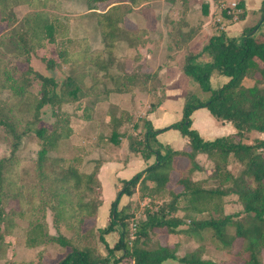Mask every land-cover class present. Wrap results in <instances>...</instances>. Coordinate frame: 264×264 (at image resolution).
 <instances>
[{"label": "trees", "instance_id": "trees-1", "mask_svg": "<svg viewBox=\"0 0 264 264\" xmlns=\"http://www.w3.org/2000/svg\"><path fill=\"white\" fill-rule=\"evenodd\" d=\"M152 1L86 0L88 8L81 15L96 14L104 45L92 49L87 39L89 31H84V35L75 32L72 19L69 21L60 13V0H0V22L5 24L0 34V127L11 143L10 154L0 157V243L13 234L17 217L28 214L35 237L43 243L54 241L62 248L63 256L49 264H163L170 259L185 264H224L206 257L203 243L180 254L179 241L168 244L159 238L161 233H185L199 240L201 232L209 228L226 246L236 239L246 242L244 251L238 252L241 261L234 264H264V138L242 140L252 130L264 132V1L258 22L246 26L239 36L230 35L221 27L233 23L231 12L223 9L222 14L229 20L215 24L207 42L193 51L190 42L201 26L188 30L184 26L194 0H168L181 3L180 16L170 20L168 34L177 49L187 51L183 71L211 95L207 100L188 98L181 118L164 128L156 129L147 116L140 118L144 126L136 133L122 130L133 118L132 109L116 114L120 104L110 103L107 115L111 132L99 136L98 144L107 141L119 149L128 139L129 154L140 156L147 167L119 180L122 186L111 201L108 224H95L103 203L99 178L102 161L96 160L94 169L87 172L81 170L84 151L69 159L51 154L62 139L74 132L73 126L67 125V114L61 110L65 103H79L81 107L88 97L96 103L109 99L112 93L134 94L137 90L155 95L159 102V69L111 70L119 39L133 48L145 44L146 28L130 29L125 18L132 9ZM101 4L107 7L99 10ZM238 7L244 8V0L238 1ZM201 9L204 15L209 14L205 2ZM244 17V12L238 16ZM59 39H80L81 48L77 52L60 49L62 62L48 58L49 72L43 74L32 66V55ZM204 54L207 60H202ZM64 63L70 64V72L58 78L57 67ZM215 73L226 75L229 80L213 88L210 78ZM86 77L90 82L85 81ZM246 78L254 84L245 85ZM35 80L40 81L39 92L31 90ZM106 80L111 85L107 86ZM47 105L59 111L50 127L40 124L41 111ZM203 107L217 119L232 123L234 132L206 139L193 127L192 118L193 112ZM168 129H176L186 138L182 148L176 149L159 137ZM30 131L40 140L34 175L29 182L18 183L13 177L14 152L22 135ZM181 157L187 159L184 167L178 166ZM233 162L237 171L232 169ZM197 172L202 176L195 178ZM134 194H139V202L149 199L144 216L137 220L129 201L119 206L122 195ZM229 195L237 196L247 217L244 221L235 217L236 213L225 212ZM10 199L21 204L18 210H7ZM47 210L51 212L54 233L49 230ZM232 225L236 229L229 238L227 228ZM115 231L118 236L110 246L105 236ZM95 240L104 244L106 253L92 244ZM116 251L122 255L116 256ZM44 256L42 251L22 264H48Z\"/></svg>", "mask_w": 264, "mask_h": 264}, {"label": "rangeland", "instance_id": "rangeland-1", "mask_svg": "<svg viewBox=\"0 0 264 264\" xmlns=\"http://www.w3.org/2000/svg\"><path fill=\"white\" fill-rule=\"evenodd\" d=\"M153 3H148L141 7H136L132 9L126 16H129L127 21L131 22H138L142 21L147 23L154 19L156 16L158 18H163L168 22V20H172L174 18H178L181 13V3L176 2L172 3L168 0H154ZM230 1H239V0H230ZM264 0H244V8L241 7H232L230 8V12L233 15L232 19L233 22L238 21L236 26L232 27L229 31L232 35L237 34L239 36L242 33V30L246 26L254 25L258 22L261 16V4ZM61 2V9L60 13L69 19H72L73 26L75 28L76 33H80L84 35V31H89L87 39L89 36H98L100 34L99 28H97V17L94 12H89L87 14L81 15L82 13L87 11L88 5L86 0H60ZM205 2L204 0H194L193 1V8L195 4H199L198 13L201 12V5ZM214 5L209 8V12L212 16V26L214 28L215 24H222L227 22L229 19L225 18L222 14L223 9H227L225 6L216 7V3L218 4V0H214ZM63 3L65 5L63 6ZM153 5L154 8L148 7ZM107 6L104 4L100 5L99 10L105 9ZM26 10V7L23 6V13ZM228 12V13H230ZM244 12L245 17L243 19H239L238 16L240 13ZM198 13L193 12V21L197 22ZM82 16V17H80ZM80 17V20H79ZM220 17V21L217 18ZM126 19V18H125ZM135 24V23H134ZM137 24V23H136ZM83 25V27H82ZM146 25V24H145ZM147 26V25H146ZM146 28V27H144ZM78 29V31H77ZM148 29L146 28V31ZM147 33V32H145ZM83 37V36H82ZM80 37V38H82ZM98 38V37H96ZM124 42V43H123ZM90 48L92 49H101L104 47L103 43L98 40L96 44H89ZM99 45V46H98ZM127 42L123 40H118L116 42V48L113 53V64L111 70L115 72H135L137 69L140 68V65H137L136 62L138 58L141 56V47H145L146 44L140 47H130L127 46ZM98 46L96 48H93ZM175 45H171L173 48ZM202 47V46H201ZM66 48L70 52H77L81 48L80 39H59L57 43H47L46 47L38 50L36 53L32 55L31 64L32 66L37 69L38 71L42 72L43 74H48L47 69V59L53 58L58 59V62H62V58L60 56V49ZM131 49V50H130ZM134 51H133V50ZM106 56V55H105ZM108 56V55H107ZM202 60H207L208 56L204 54ZM183 59V58H182ZM185 59V58H184ZM22 68L26 67V64L20 65ZM148 70V68L146 67ZM70 72V64L64 63L62 66L57 67V77L63 78L66 74ZM166 74V73H165ZM161 79V77H160ZM229 77L223 74H213L210 78V83L213 88L220 87L223 83L227 82ZM86 82H90L89 77H86ZM161 81V80H160ZM107 86L111 85L110 80H106ZM162 82V81H161ZM160 82V83H161ZM244 84L247 86H252L254 81L251 79L246 78L244 80ZM40 89V81L35 80L31 84V90L33 92H39ZM100 89V87L98 88ZM159 91V90H158ZM165 90L162 89V100L164 99ZM158 94V92L156 93ZM112 95V94H111ZM110 95V96H111ZM149 95V96H148ZM211 95L210 91L203 90L196 79L184 73L183 68L177 74V79L175 83V88L173 89L172 94V101L167 103V114L165 117L164 125L168 123L171 124L178 119L181 118L183 113V108L185 103L187 102L188 98L194 97L199 98L202 100H207ZM139 97H141L139 102H123L117 98V101H111L110 103L120 104L117 106L115 110L116 114H119L122 110L132 109L134 112L133 118L129 123H126L122 130L125 132H139L144 123L139 121L140 118L144 116L148 117V113L151 112L155 107L159 104L156 101L155 95L145 93V96H142L139 93ZM108 99V101H109ZM137 99V98H136ZM85 103L81 107L78 106L79 103H65L62 105L61 110L62 112L67 114V118L69 122L67 123L68 126H73L74 132L67 139H62L60 141V145L55 150L51 151V154L56 156H61L64 158H71L72 156L81 153L84 151L85 157L84 161L81 164V170L90 172L94 169L96 160L100 159L102 161V165L110 160L116 159L117 157L123 156V163L126 162L125 158L130 159L133 157V154H129L128 150V139L124 141V147H126V152L118 153L115 151L116 149L107 142L103 141L104 143L98 144L99 136L109 135L111 132V125L108 121V109L110 103L107 101H98L93 102L92 98L88 97L85 100ZM86 107H85V106ZM128 108V109H127ZM201 109H204V112H201ZM197 110V109H196ZM207 111V113H205ZM58 110H54L50 105L45 106L41 111V122L40 124H45L47 126H51L54 120L56 119L55 114L58 113ZM156 116V115H155ZM194 124L193 126L206 138L212 139L216 136L226 135L229 132H233L235 130L234 126L230 122H224L217 119L213 116L209 110L205 107L199 108L198 112L194 113ZM138 120V121H136ZM140 122L138 126L133 127L132 123ZM168 124V125H169ZM167 125V126H168ZM166 132V133H165ZM163 134L161 139L164 141L169 142V144L179 149L185 145L186 139L181 136V134L176 129H168ZM3 129L0 127V157L7 156L11 152V143L4 135ZM80 134V135H78ZM127 134V133H126ZM83 137V139H80ZM255 138H264V132L252 130L246 133V136L242 139L243 142H252ZM75 139L76 142L73 140ZM182 140V141H181ZM77 143L79 145H77ZM40 148V140L37 138L33 131L27 132L26 134L22 135L21 141L18 144L15 152H14V160L16 165L15 176L14 179L18 183H26L29 182L34 175V162L38 155V150ZM136 156V155H135ZM139 158H141L139 156ZM122 159V158H121ZM142 159V158H141ZM144 161V160H143ZM144 169L147 167V163H144ZM187 164L186 158H179L178 166L184 167ZM101 165V166H102ZM232 169L237 171V164L234 162L231 164ZM141 169V170H142ZM140 171V170H139ZM129 171L125 172L124 176L129 174ZM137 171L133 172L135 174ZM202 174L197 172L195 174V178L201 177ZM125 179V178H123ZM101 181V180H100ZM175 181V175L173 176L172 183ZM102 182V181H101ZM118 187L121 188L122 184L119 182L117 178ZM113 182H106L105 181V193L103 192L102 195L105 200L106 206L108 208L102 211V215L100 219L97 220V224L103 223V217L106 216L107 220L104 222L103 226L108 224L109 222V207L111 205V201L116 197L118 190L114 189ZM23 192V191H22ZM139 194H134L133 196H126L122 195L120 199L119 206H122L126 202L131 203V209L135 212V220L142 218L144 208L147 206L149 201L148 198H144L141 202L138 201ZM23 200V199H22ZM226 204L224 210L226 213L234 214L236 213L235 217L242 218L243 221L247 219L246 214L242 212V206L237 200L236 195H229L226 199ZM103 204V203H102ZM110 204V205H109ZM20 203H18L15 199H10L7 203V210L10 211L11 209L18 210L20 208ZM98 214V213H97ZM98 216V215H97ZM203 215L202 217H205ZM47 220L49 223V230L50 232H56L55 228L52 226V216L51 212L47 210ZM30 219L28 214L21 215L16 219V227L13 230V234L6 238V241L0 243V264H22L24 261L34 259L37 254H41L42 251L44 253V260L45 262L53 263L60 259L62 254V248L54 241H48L47 243H43L40 238L35 237V233L33 228L29 224ZM90 224V223H89ZM96 224V223H95ZM85 227H88L85 225ZM235 226H229L227 228L228 237H232L235 233ZM159 238L162 243L173 244L176 241L180 242V254H183L190 249L197 246L199 243H203L205 246V256L216 261L222 262L224 264H234L239 263L241 260V254L238 252H243L245 249L246 242L240 239H236L233 241L232 244L226 246L222 244L214 234L212 229L206 228L201 232V237L198 238L193 235H187L185 233L180 234H168V233H161ZM108 241L113 243L115 241V236L108 234L107 236ZM117 239V238H116ZM92 244L98 246V248L102 249L106 253V248L104 244L100 241H93ZM116 256H121V251H116ZM262 258L264 260V251L262 253ZM125 264H130L129 262ZM163 264H185L178 260L170 259L164 262Z\"/></svg>", "mask_w": 264, "mask_h": 264}, {"label": "crops", "instance_id": "crops-1", "mask_svg": "<svg viewBox=\"0 0 264 264\" xmlns=\"http://www.w3.org/2000/svg\"><path fill=\"white\" fill-rule=\"evenodd\" d=\"M204 1L206 4L209 5V8H211L214 5V2H213L214 0H204ZM153 2H155V1H153ZM153 2H151V3H153ZM64 5H65V3H63V6ZM150 8H154V6L151 4L148 7V10H150ZM198 10H199V4H195L194 8H192L188 12L187 25L184 26V30H188L194 25H200L201 26L198 33L195 35V37L190 42V48L193 51H198L201 48V46H203L207 42L208 38L214 32V28L211 24L212 23V16H211L210 12L208 15H204L202 13V10H200L201 12H199V13L197 12ZM193 12L196 14L198 13V16H197L198 21L197 22L193 21V18H192ZM128 17L129 16H126V19H125V25L128 28L135 29L137 27H146L148 29L147 33L145 35L146 46L145 47L143 46L140 48V51L142 54L138 58L136 64L140 65V68H142L143 70H146V71H155V70L159 69V75H160L161 81H162L160 83V89L158 91L159 104L155 107V109H153L151 112L148 113V118L151 119V121H152V123L156 129L164 128L165 126H167L169 124L168 123L167 125H164V122H166L165 117L167 114V103H170L172 101V94H173V89L175 88L177 74L183 68L184 58H185V54L187 53V51L186 50H179L176 48V46H174L173 48L171 47V45L172 44L174 45V43L168 34L170 20H168V22H166V20H164L163 18H158V16H156L154 19H152L151 21H149L147 23H144L142 21H138V22L136 21V22H134L135 24L133 22L128 24L130 22V21H127ZM236 24H238V21L233 22L232 24H229L226 26H225V24H222L221 27L225 28V30L230 35H232L229 30L232 27L236 26ZM4 28H5V24L0 22V34L4 31ZM235 35H237V34H235ZM96 37H98V38H96ZM98 40L101 42L100 34L98 36H93V37L90 35L89 39H88L89 44H91V45L96 44L98 42ZM98 46H95L93 48H96ZM146 67L148 68V70L146 69ZM162 89L165 90L164 91L165 95H164L163 100L161 99L162 95H163ZM139 93H141L142 96H145V93L149 94V92H147V91L137 90L134 94L112 93V95L109 96V98L111 97V101H115V100L117 101V98H118L123 102H127V101L133 102L132 99L135 102H139L141 99V97H139ZM105 101H107L108 103L111 102L110 99H109V101H108V99ZM198 110L199 109L195 110L192 114L193 124H194V116L193 115H194V113L198 112ZM201 112H204V109H201ZM205 113H207V111H205ZM164 132H162L159 135V137H162V134ZM230 133H232V131L229 132L228 134H230ZM165 142H167V141H165ZM167 143H169V142H167ZM180 148H182V147H180ZM115 151H117L118 153L126 152V147H124V142H123L122 146L119 149H116ZM124 154H121V156L117 157L116 159L105 162L100 167L99 178L102 181L101 182L102 183V193L103 192L105 193V181L106 182H109V181L113 182L114 183L113 184L114 189L118 190L119 188H117L118 187L117 178H118V180L123 179V178L127 179V178L132 176L133 172L139 171L144 167V165H145L144 163H146V162L143 161V159L139 158V156H135V155L133 157H131L130 159H127V161L123 163ZM126 171H129L128 173H126L129 175L124 176ZM105 200H106V198H104V196H103V204L99 207L98 216L96 219H100L101 215H102V211H104L108 208V205L106 206V204H105ZM106 220H107V217L104 216L103 217V223H99L100 225H98L97 220H96V225L98 227H103V224ZM112 235L115 236V241H116V238L118 236V231L112 232ZM107 236H108V234L105 236L106 241L110 246H112L115 241H113V243H111L110 241H108Z\"/></svg>", "mask_w": 264, "mask_h": 264}, {"label": "built area", "instance_id": "built-area-1", "mask_svg": "<svg viewBox=\"0 0 264 264\" xmlns=\"http://www.w3.org/2000/svg\"><path fill=\"white\" fill-rule=\"evenodd\" d=\"M225 6L228 8V12H230V8L237 7L238 1H230V0H218V4L216 3V7ZM218 21H220V17L217 18Z\"/></svg>", "mask_w": 264, "mask_h": 264}]
</instances>
